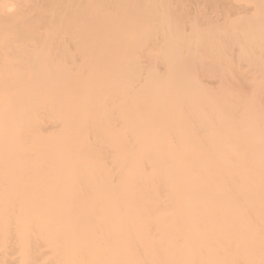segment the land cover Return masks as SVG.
<instances>
[{"label": "bare ground", "instance_id": "1", "mask_svg": "<svg viewBox=\"0 0 264 264\" xmlns=\"http://www.w3.org/2000/svg\"><path fill=\"white\" fill-rule=\"evenodd\" d=\"M0 264H264V0H0Z\"/></svg>", "mask_w": 264, "mask_h": 264}]
</instances>
